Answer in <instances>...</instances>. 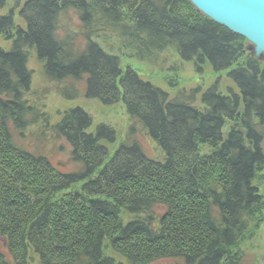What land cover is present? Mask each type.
I'll return each instance as SVG.
<instances>
[{
    "label": "trees",
    "instance_id": "trees-1",
    "mask_svg": "<svg viewBox=\"0 0 264 264\" xmlns=\"http://www.w3.org/2000/svg\"><path fill=\"white\" fill-rule=\"evenodd\" d=\"M20 1L8 10L0 0V264H243L231 249L261 203L264 57L189 0ZM69 10L80 41L59 33ZM108 35L139 60L173 50L198 74L227 72L237 90L223 93L218 79L172 96L124 68ZM32 56L61 97L78 99L84 83V98L122 103L126 138L116 146L113 127L92 130L80 106L54 122ZM45 130L70 147L75 169L40 150ZM137 134L162 157L148 156Z\"/></svg>",
    "mask_w": 264,
    "mask_h": 264
},
{
    "label": "rangeland",
    "instance_id": "rangeland-1",
    "mask_svg": "<svg viewBox=\"0 0 264 264\" xmlns=\"http://www.w3.org/2000/svg\"><path fill=\"white\" fill-rule=\"evenodd\" d=\"M20 0H9L8 10L14 7L15 3ZM26 0H21V4ZM59 33L64 37L69 33L77 34L78 41L80 33V21L75 11L69 10L63 13L60 17ZM106 39L110 45H114L115 53L120 55L124 68L131 67L136 70L144 79L153 82L155 85L163 88L172 96L180 90H190L194 88H201L202 90L215 84L220 80V85L223 93H228L230 89L236 91L235 85L230 81L227 72L216 74L211 67L207 65L204 72L198 74L191 63L183 62L173 50H167L160 54L155 60H139L132 52L122 46L121 42L111 36ZM105 40L99 42L107 49L108 46L103 44ZM3 41L1 42V44ZM249 53L256 56L255 47L250 45ZM258 57V56H256ZM264 55L258 57L262 59ZM29 66L33 71V86L36 90L45 95V112L50 114L54 122L58 121L62 113L75 106H80L86 110L93 118L94 130L99 124L106 123L113 127L118 133V140L116 146L122 142L127 135L129 126V118L126 108L122 103L116 106L106 107L95 100H88L84 98L83 91L85 84L79 83L77 86L81 89L82 95L76 100H67L58 93L59 86L56 83L49 82L43 75L41 63L35 57H31ZM66 86V85H65ZM71 95L75 93L69 90ZM138 137V138H137ZM136 139L147 152L148 156L153 158H161L162 154L158 146L147 136L137 134ZM32 143V140L29 141ZM40 150L45 149V154L49 157L51 162L62 171H69L76 168L70 162V147L63 141L53 138L51 131L45 130V139L40 143ZM45 146V147H42ZM112 150L115 147L111 148ZM258 187L261 197V203L256 209L257 218L254 224L249 228V232L245 238L232 252L242 254L244 257L243 264H264V166L258 169V177L255 182ZM79 188H75L78 190ZM74 190L71 192L73 193ZM156 264H179L173 260H163Z\"/></svg>",
    "mask_w": 264,
    "mask_h": 264
},
{
    "label": "water",
    "instance_id": "water-1",
    "mask_svg": "<svg viewBox=\"0 0 264 264\" xmlns=\"http://www.w3.org/2000/svg\"><path fill=\"white\" fill-rule=\"evenodd\" d=\"M200 12L254 47L264 55V0H189Z\"/></svg>",
    "mask_w": 264,
    "mask_h": 264
}]
</instances>
